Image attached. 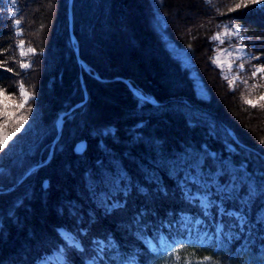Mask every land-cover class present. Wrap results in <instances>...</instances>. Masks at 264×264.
Returning <instances> with one entry per match:
<instances>
[{"label": "trees", "instance_id": "1", "mask_svg": "<svg viewBox=\"0 0 264 264\" xmlns=\"http://www.w3.org/2000/svg\"><path fill=\"white\" fill-rule=\"evenodd\" d=\"M233 8L250 40L263 45L252 49L264 51V0H159L163 33L152 0H73L85 68L70 39L68 0H17L15 16L0 0V89L14 94L16 79L34 94L20 114L30 130L0 149V189L47 158L63 120L50 161L11 195L0 194L11 199L0 220V264L9 256L11 264H36L59 249L58 264H156L163 253L180 264H264V87L247 76L230 88L210 63L211 37ZM164 35L187 52L188 64ZM20 39L37 51L26 70ZM80 139L86 146L77 152ZM12 148L19 150L8 155ZM61 167L81 176L76 189L55 186ZM43 205L57 217L50 213L40 237L25 217ZM59 227L74 232L80 248ZM26 230L30 244L6 255Z\"/></svg>", "mask_w": 264, "mask_h": 264}, {"label": "rangeland", "instance_id": "2", "mask_svg": "<svg viewBox=\"0 0 264 264\" xmlns=\"http://www.w3.org/2000/svg\"><path fill=\"white\" fill-rule=\"evenodd\" d=\"M260 2L261 0H259V2H256L257 6H259ZM7 4L9 6L12 16H15L17 13V0L15 3H13L12 0H7ZM28 4L31 9L35 8L34 6H32V3H30L29 1H28ZM152 4L154 7V11H155L154 18H155L156 27L163 33L164 21H163L162 15L160 14L158 10L159 0H152ZM46 8L48 11L52 10L51 6L49 5ZM231 10H232L231 11L232 13L228 15V18H224L220 20L219 27L214 31L211 37L213 46H212V53L210 55V63L214 68L217 69L220 75L227 81L230 88L235 87L236 84L243 83L242 82L243 79L247 76H250V78L253 77L252 79H254V83L256 84V86L260 85L261 87L262 86L264 87V71H259V72L257 71V69L264 68V51H259L258 49H255V50L252 49V44H254L256 48L263 50V45L262 43L260 44L257 41L250 40L252 33H250L249 31L248 23L244 24L243 22L238 21L239 19L236 18V14H233L234 12L239 11L237 8H233ZM215 13H218V11H216ZM185 15L190 17L191 20H193L195 17L194 12L192 11L185 13ZM249 23L252 24L251 21H249ZM236 25H238L239 27L238 28L234 27ZM14 26L16 27V33L20 35L21 30L19 29V25H16L14 22ZM225 33H229V34L225 35ZM217 34L220 35V39L219 40L213 39V37L216 36ZM164 37L167 40L168 47L172 50V52L176 55V57L182 59L185 64H188L189 59H188L187 52L184 49H180L176 47L173 43L168 41L166 35H164ZM21 41L24 42L22 49L19 47ZM30 48L34 49V47L28 44L24 39H20L17 43V54L19 55L18 57L19 64L21 65V63H24V64L29 65L28 67L23 68L24 70L28 69L31 66L32 59L37 53L35 49H34V52H29L28 50ZM21 50H23V52L26 53V55L21 56L20 55ZM229 65H231V68H229ZM241 65L243 66L242 68L240 67ZM253 72H256L255 76H253ZM10 78L12 77L10 76ZM10 80L12 82L14 79H10ZM17 81L18 80L15 79L11 83V84L16 83L15 85H17L14 94L10 93L9 89H3V95H0V134L5 135V136H10L11 138L8 141H13L17 137L18 134L21 135L22 133H25L30 130L28 124L26 123L27 119L22 118V116L20 117V114H22V111H24V109L29 106V103L31 102V100L34 99V94L23 84L24 90L27 92V94L30 97L29 99H27L26 102H24L25 97H23L20 92V85L22 83L19 84L17 83ZM107 81H110V80H107ZM82 88H83V85H82ZM21 103H23V107H17V105ZM32 109L33 108H30L29 110H32ZM228 111H231V109H229ZM63 114L64 113H62L61 116H63ZM61 122L62 120H60L59 122L58 131L60 127L62 130ZM259 124L260 123H255V125L253 124V127H258ZM16 129H19V131H17ZM31 133H34V130H32ZM60 133L61 131L57 133V136H59ZM36 135L37 134L34 133V134H30L29 136H31L32 138H35ZM57 136L55 137V139L53 140L51 144L47 158L44 161L36 163L30 168H28L25 171V173L22 174V176L16 179L15 182H13L7 188L0 189V194L5 193V194L11 195V193L34 170H37L43 165L40 167L34 168L24 179L20 180L26 174V172H28L31 168H33L37 164H43L45 161H47L50 154H51L50 159L52 158L54 154V146L57 141ZM27 137H28L27 135L24 136L25 139ZM81 141H84V139L82 140L80 139L77 142V144ZM17 144L19 146H24L23 142H18ZM18 150H19L18 148H12L7 154L8 155L14 154ZM47 163H44V165H46ZM65 170L67 169L64 167L59 168V170H57V172L55 173L58 179L54 181V184H56L55 186L64 185V188H63L64 193L65 191L68 192L69 189L71 190V188L76 189L75 186L78 184L79 180L83 181L81 176L78 178L76 173L70 174L69 176L71 177L67 176L65 174ZM43 183L45 184L48 183V180L45 179ZM24 188L27 189L26 187ZM10 201L11 199H6V198L1 199L0 201V220L2 219V217L3 218L5 217L2 215L5 214V212H7L8 210H10L9 209L10 207L8 206V204L10 205ZM199 201L203 207L208 206V199L206 196H200ZM66 204L68 205V201L66 202ZM27 210H29V208ZM51 211L52 210H49L48 207L43 205L42 207L40 206V209L37 210L36 214H30L31 212H28V215L25 217V220L29 219L30 220L29 222L31 223V225H34V229L36 231L37 236L39 235L41 237V235H44L45 232L47 231V227L49 226L47 225L46 219L48 216H50V213H53L54 219H56L57 216L55 215L54 212H51ZM65 218L67 220L69 219V221L70 219H73L70 214H67ZM19 227H22V226H20L19 224ZM58 231L62 235V237L66 239V241L69 244L75 245L80 248L79 239L76 237L74 232L69 231L65 227H59ZM28 233L29 232L27 231L26 237H23L24 235H22V237H19L18 239H16V242L11 244L10 250L6 251L7 252L6 255L8 256L9 254L13 255L15 252H19L20 250H22L24 246L30 244L33 238ZM7 242L8 241H6L5 244ZM98 248L99 249L101 248V243L98 245ZM171 256H172L171 253L170 254L163 253L159 259L160 261L156 264H173L171 262ZM7 258L10 262L6 261V263L11 264L12 262L11 257L9 256ZM63 259L64 258L62 255V250L59 249V250H54L51 253L43 256L40 260L37 261L36 264H58V263H61Z\"/></svg>", "mask_w": 264, "mask_h": 264}, {"label": "water", "instance_id": "3", "mask_svg": "<svg viewBox=\"0 0 264 264\" xmlns=\"http://www.w3.org/2000/svg\"><path fill=\"white\" fill-rule=\"evenodd\" d=\"M72 7H73V0H68V21H69L70 39H71L72 44L74 45V51H75L76 57L78 59V62L80 63L81 66H84L86 68L85 63L80 59L79 51H78V46H77V43H76V40H75V36L73 34V12H72ZM82 80H83L82 74L80 73V81H82ZM114 80H124L128 84L129 88L134 92V94H136L137 96H139V97L147 100L150 103L160 104L159 102L155 101L152 98L142 96L140 93H138V91L135 88H133V85L128 80L123 79L121 77L114 78ZM83 88L85 90V86L84 85H83ZM85 96L87 98V92H86V90H85ZM86 98L84 99V101L80 102V104H83L85 102ZM74 107H77V106H74ZM74 107H73V109H74ZM62 123H63V120L61 122V125H62ZM60 131H61V127L59 128L58 133ZM229 132L231 133L230 130H229ZM85 146H86V143L84 141H81L78 144H76L75 149H76L77 152H82L83 149L85 148ZM50 156H51V154L49 155L47 161H45L44 163H47L49 161ZM263 158H264V156H263ZM44 163L43 164H37V165H35L28 172H26V174L20 180L24 179L34 168L40 167V166L44 165Z\"/></svg>", "mask_w": 264, "mask_h": 264}, {"label": "snow or ice", "instance_id": "4", "mask_svg": "<svg viewBox=\"0 0 264 264\" xmlns=\"http://www.w3.org/2000/svg\"><path fill=\"white\" fill-rule=\"evenodd\" d=\"M12 2L15 3L16 0H12ZM254 2H259V0H254ZM244 6H247V5H244ZM237 7L239 8V7H241V5H237ZM15 24H16V25H19V24H20V21H19V20L15 21ZM234 27L238 28L239 26L236 25V26H234ZM228 34H229V33H225V35H228ZM213 39H217V40H219V39H220V35L217 34L216 36L213 37ZM23 43H24L23 41L20 42L19 47H20L21 49L23 48ZM28 51H29V52H34V49H31V48H30ZM20 55H21V56H24V55H26V53H24L23 50H21ZM28 66H29V65L24 64V63H21V65H20V67H22V68H26V67H28ZM240 67L242 68L243 66L241 65ZM229 68H231V65H229ZM9 71H11V69H9ZM257 71H258V72H259V71H264V68L257 69ZM255 75H256V72H253V76H255ZM20 92H21V95H22L23 97H25L24 102H26L27 99H29L30 97H29V95L27 94V92L24 90V88H23V84L20 85ZM0 95H3V90H0ZM260 99H261V100H264V96H261ZM245 102L248 103V104H250V105H252L253 107L256 106L255 103H254L253 101H251V100H246ZM17 107H23V103L17 105ZM16 130L19 131V129H16ZM10 138H11L10 136H5V135L0 134V149H3V148H4V146L7 144L8 140H9ZM262 143H264V141H262ZM180 259H181L180 257H176V259H175V261L173 262V264H180ZM184 264H209V260H208V258H204V259H200V260H196V261H192L191 259H188V260H185V261H184Z\"/></svg>", "mask_w": 264, "mask_h": 264}, {"label": "bare ground", "instance_id": "5", "mask_svg": "<svg viewBox=\"0 0 264 264\" xmlns=\"http://www.w3.org/2000/svg\"><path fill=\"white\" fill-rule=\"evenodd\" d=\"M74 34V33H73ZM70 112V111H69Z\"/></svg>", "mask_w": 264, "mask_h": 264}]
</instances>
